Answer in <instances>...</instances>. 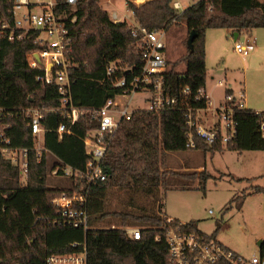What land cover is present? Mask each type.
Segmentation results:
<instances>
[{"label": "trees", "instance_id": "1", "mask_svg": "<svg viewBox=\"0 0 264 264\" xmlns=\"http://www.w3.org/2000/svg\"><path fill=\"white\" fill-rule=\"evenodd\" d=\"M13 1L0 0V18L13 20ZM131 7L136 6L131 4ZM65 12L77 17L76 22L70 24L74 37L73 57L78 63L71 69V97L75 105L88 111L79 124L73 125L71 134L62 136L57 129L61 124L69 126L70 119L58 113L45 115V148L52 154L44 153L40 161L32 154L26 184L20 180V168L0 152V264H46L48 255L79 252L83 245L87 248L88 264H170L169 247L161 228L168 216L156 211L162 190L178 176L187 182L199 179L204 188L206 180L213 175L207 169L190 173L165 169L166 156L190 149L205 153L225 149L264 153V139L258 124L264 113H257L255 109L237 113L238 137L226 147L210 146L201 138L196 139L195 148L186 146L187 108L208 106V98L199 95L200 89H206L208 76L207 29L230 28L240 34L264 28V1L198 0L178 13L171 6V0H149L143 12H135L136 21L150 30H168L183 21L188 33L196 31V37L193 49L188 48L187 53L175 61L168 60V70L163 74L165 90L178 99L177 105L160 115L140 112L120 123L102 162L107 180L90 186L91 228L87 232L54 223L59 214L52 204L54 197L63 192L71 195L87 184L70 178V187H53L48 185L47 178L59 164L56 158L73 168L85 169L89 156L84 137L97 126L90 111L123 93L126 88L115 84L122 78L131 81L141 74L144 58L130 25L114 22L100 6V0H81L75 10L68 8ZM36 48L32 36L17 41L0 36V106L17 111L61 105L57 86L37 80L41 70L28 66L27 53ZM182 63L186 70L180 72L177 68ZM110 65L115 67L111 76L107 74ZM186 88L188 93H185ZM13 122V144L31 146L33 140L27 121L20 116ZM62 173L60 170L59 175L63 176ZM262 179V185L253 186L254 192L264 193V171ZM114 188L126 191L132 203L119 210L109 209L108 195ZM246 195L243 192L237 196L240 206ZM137 197L150 198L149 204L133 202ZM107 220L122 226H142L141 239L133 240L121 229L99 227ZM186 226L207 235L195 222ZM219 228L208 236L214 238ZM157 236L162 239L157 240ZM74 243L79 245L73 246Z\"/></svg>", "mask_w": 264, "mask_h": 264}, {"label": "built area", "instance_id": "2", "mask_svg": "<svg viewBox=\"0 0 264 264\" xmlns=\"http://www.w3.org/2000/svg\"><path fill=\"white\" fill-rule=\"evenodd\" d=\"M81 0H14L13 20L10 22L0 18V36L10 41L23 40L32 36L37 48L27 53L28 66L41 70L37 80L45 84H55L61 96V105L57 107H28L13 111L0 106V152L15 166L20 168L21 182L27 183L32 154L37 160H42L44 153L51 155L45 148L47 129L43 124L46 114L58 113L70 119L69 126L61 124L57 129L60 136L71 134L73 125L79 124L88 110L75 105L71 97V69L78 65L73 57L74 37L71 23L77 17L66 14L65 9L75 10ZM138 0H125L127 9L135 18L138 7H131ZM136 5V4H135ZM171 6L178 12L187 7L180 0H171ZM116 23L126 22L128 14L120 16L117 12L111 16ZM132 34L137 38L143 51L144 66L141 74L131 81L120 79L115 86L126 88L123 93L106 100L105 104L91 113V119L96 122L95 129L88 130L84 142L89 160L85 169H76L59 162L52 173L82 181L87 186L81 187L69 195L66 192L52 199L53 206L58 210L56 224L82 228L86 232L91 228L88 203L90 186L96 181L107 180L102 162L113 138L123 120H130L137 113L149 112L160 115L164 110L174 108L178 99L171 97L164 87L163 74L168 70L166 58V44L163 38L167 29L150 30L136 20L130 24ZM248 34L244 32V40H236L234 50L242 57H248L252 50L245 43ZM115 73V67L110 65L107 74ZM222 85V81L219 82ZM188 88L185 93H188ZM138 106H134L135 95L144 94ZM199 95L208 98L206 108H187L188 118V148L196 147V139H203L208 145L221 144L226 147L238 137L237 113L249 109L246 104L244 90L239 93L225 95L224 102L213 104L205 89L199 90ZM148 106H144L145 103ZM206 110L211 115V122L202 117ZM257 113L264 111L255 110ZM22 116L27 121V128L31 132L33 144L20 147L13 144L11 131L14 119ZM259 132L264 139V116L258 119ZM54 155V154H53ZM56 157V156H55ZM187 223L167 217L162 225L164 240L169 247L170 264H264V236L257 240V252L251 255L236 252L217 239L200 234L187 228ZM100 227V226H99ZM103 229H121L133 240H140L143 227L139 225L101 227ZM157 240L162 236H157ZM74 243L73 246H78ZM46 264H88L87 248L83 245L79 252L66 254H51L46 257Z\"/></svg>", "mask_w": 264, "mask_h": 264}, {"label": "rangeland", "instance_id": "3", "mask_svg": "<svg viewBox=\"0 0 264 264\" xmlns=\"http://www.w3.org/2000/svg\"><path fill=\"white\" fill-rule=\"evenodd\" d=\"M180 1L190 6L198 0ZM100 6L108 12L110 18L114 12L120 16L128 14L130 18L126 19V23L128 25L132 23V13L127 9L124 0H100ZM255 30L257 34L259 33V35H253L256 42L252 37L249 41L245 40L246 44L253 46V50L248 57L244 58L235 52L234 38L226 41L227 37L231 36L227 31L221 28L207 29L206 45L208 32H210L206 60L208 69L206 86L212 100L222 98L224 89L228 86L232 87L236 94L244 90L249 109L264 111V28ZM184 31L181 23L173 24L166 31L163 41L167 46L169 58L178 59L187 53L189 34H184ZM243 39L244 36H241L240 40L243 41ZM185 68L184 63L178 66L180 71ZM220 81L222 85L219 84ZM146 94L135 95L134 106H138ZM144 106L147 107L148 103L146 102ZM206 113V110L202 111V117L211 122L210 113L208 112L207 115ZM165 161V169L190 173L200 172L197 169L204 167L213 177L206 180L204 188H201L199 179L187 182V179L183 177L174 178L168 188L162 190V195L157 202V212L166 213L168 217L171 216L183 223L195 222L207 235L213 234L220 226L215 239L239 253L251 255L257 252L256 242L264 236V193L254 192L252 188L263 184V151L240 152L225 149L205 153L190 149L170 153ZM186 167L192 169L184 171ZM47 183L53 187L68 188L70 178L54 174L51 170ZM243 192L247 195L240 206L236 199ZM128 195L126 191L112 189L108 195L109 209L119 210L130 205L132 202ZM149 201L150 198L137 197L133 202L148 205ZM111 225L122 226L119 222L108 220L99 226Z\"/></svg>", "mask_w": 264, "mask_h": 264}, {"label": "crops", "instance_id": "4", "mask_svg": "<svg viewBox=\"0 0 264 264\" xmlns=\"http://www.w3.org/2000/svg\"><path fill=\"white\" fill-rule=\"evenodd\" d=\"M142 1H145V0H138L137 2H135V6L136 7H138V9H139V12L141 13V12H143L144 11V9H145V5H146V3L149 1V0H147V1H145V2H142ZM262 1V0H261ZM124 2H125V0H124ZM186 7H189V6H186ZM130 18V17H129ZM128 18V19H129ZM131 18H132V22H134L136 19L135 18H133L132 16H131ZM181 26L185 29V31H184V34H189L190 35V33H188V29H187V24L185 23V22H181ZM221 29H223V30H225V31H227V33L228 34H230L231 36H229V37H227V40L226 41H228L229 39L231 40V39H233L234 38V40L236 41V40H240V37L241 36H244V32H246L247 34H248V39L246 40V41H249L250 39H251V37L253 38V35H256L257 33H256V30L255 29H253V30H249V31H243V32H241L240 34H238L237 32H234V30L233 29H230V28H221ZM211 31V30H210ZM209 31V32H210ZM209 32H208V36H209ZM213 35H215V34H213ZM257 35H259V33L257 34ZM208 36H207V45H206V60H207V56H208V52H209V41H208ZM217 37H218V34H217ZM254 39V41L256 42V39L255 38H253ZM244 40V39H243ZM241 41V40H240ZM234 45H235V43H234ZM250 45V44H249ZM251 47H252V50H253V46L252 45H250ZM255 46H257L256 44H255ZM165 54H166V58L168 59V60H171V61H174V60H176V59H171V58H169L168 56H167V48H166V52H165ZM184 54V53H183ZM182 56V55H181ZM179 58V57H178ZM206 65H207V63H206ZM185 67H186V65H185ZM177 70H178V68H177ZM186 70V68L183 70V71H185ZM178 71H180V70H178ZM183 71H180V72H183ZM205 91H206V93L208 94V92H207V86H206V89H205ZM226 93H228V94H230V93H235V91H234V89L232 88V87H226L225 89H224V96L222 97V98H220L219 100H217V99H211V96H209V98H210V100L214 103V104H219V103H221V102H224V101H226L225 100V95H226ZM190 169H192V168H188V167H186L185 169H183L184 171L185 170H190ZM206 169V168H205ZM204 169V167H199L197 170H199V171H202V170H205ZM193 170H196V169H193ZM166 214V213H165ZM171 217V216H170ZM176 219V218H175Z\"/></svg>", "mask_w": 264, "mask_h": 264}, {"label": "water", "instance_id": "5", "mask_svg": "<svg viewBox=\"0 0 264 264\" xmlns=\"http://www.w3.org/2000/svg\"><path fill=\"white\" fill-rule=\"evenodd\" d=\"M196 37V31H192L189 35V38L187 40V45H188V48H190L191 50L193 49V42H194V39ZM259 244L261 243V240H259L258 242Z\"/></svg>", "mask_w": 264, "mask_h": 264}]
</instances>
